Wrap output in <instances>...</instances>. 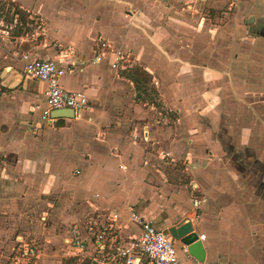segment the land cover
<instances>
[{
	"label": "crops",
	"instance_id": "obj_1",
	"mask_svg": "<svg viewBox=\"0 0 264 264\" xmlns=\"http://www.w3.org/2000/svg\"><path fill=\"white\" fill-rule=\"evenodd\" d=\"M11 1L29 18L43 19L58 51L26 39L0 43V187L7 184L14 195L74 197L75 209L90 216L75 224L88 257L98 253L93 221L113 226L116 246L125 247L141 233L131 219L135 212L165 231L189 218L205 236L204 262L264 264V155L255 154L257 146L264 149V93L245 92L264 79V68L252 70L264 62V50L251 46L241 59L237 28L227 32L235 37L230 44L193 40L206 39L203 4L210 2L217 19L223 0H191L189 8L197 10L182 14L174 10L182 0ZM160 20L167 22L161 26ZM182 29L191 44L184 38L175 44L179 34L170 40L172 30ZM99 37L111 51L93 64ZM117 51L131 54L118 71L112 68ZM24 55L56 62L65 57L62 66L70 70L60 84L87 94L90 107L82 117L56 119L38 132L31 127L39 123L31 107L44 104L46 84L24 76ZM246 62L248 71L240 69ZM140 68L152 78L161 111L142 99V80L136 85L134 79ZM180 162L198 191L168 183V166ZM193 193L206 199L198 217ZM179 255L184 263L196 260Z\"/></svg>",
	"mask_w": 264,
	"mask_h": 264
},
{
	"label": "rangeland",
	"instance_id": "obj_2",
	"mask_svg": "<svg viewBox=\"0 0 264 264\" xmlns=\"http://www.w3.org/2000/svg\"><path fill=\"white\" fill-rule=\"evenodd\" d=\"M191 3V0L177 2V7L174 10L179 11L181 14L197 10L189 8ZM231 3V0H223L222 5L217 7V10H219L217 19H214L216 15L210 2L207 1V4H203L204 11L202 10L199 16L202 18L205 16L207 19L208 27L204 30L207 35L206 39L202 37L198 38L194 35V42L208 45L217 38L218 43L230 44L235 41V37L227 34V32L234 33L237 28V55H241V59H243L244 56L242 55L247 54L245 50H248L251 46H254L256 52H261V49L264 50V37L257 38V35L263 34L264 36V0H242L233 6H231ZM17 10L18 12L19 10L21 11L19 15H16ZM157 10H159L158 7ZM252 16L255 18V21L247 24V20ZM202 18H200L201 21ZM181 21L189 22L187 20H180V22L176 23L179 24V26H184L187 30L190 29L196 32L194 29L195 27L180 24ZM166 22L167 21L160 20L158 23H163L161 24L162 26L165 25ZM171 22L174 23V21ZM191 23H193V21H191ZM44 26L43 19L29 18V15L11 0H0L1 44H4L5 38L13 43L18 42V45L21 44L22 39H26L28 42L36 44V46H43L41 49L44 51H53L55 53L58 51V46L50 42L51 40L48 34H43L40 27L44 28ZM212 28H220L218 29L220 30L219 33L213 32ZM172 31L174 34H171V41L175 39V34H179L180 36L175 44H179V46L183 44V38L187 44H191V41H189V34L185 32L184 29H182V31ZM195 36L197 39H195ZM47 41H49V43ZM249 59L250 58H246L247 61ZM241 64L240 69L245 71L249 70L248 67H245L248 65L247 62L245 63L246 65L244 63ZM252 66V70L255 72L258 69L264 68V62L257 64L253 63ZM256 67L258 69H256ZM204 75L205 72H203V76ZM257 82L256 89H254V86L252 87L250 85V87L246 88L245 92H247V90H256V94L264 93V79L259 78ZM152 83V78L150 82L142 83V99H145L143 101H148L150 104L153 101L156 107L158 106L157 109L161 111L162 99L159 97V93ZM255 97L260 98V96L257 95L253 96V98ZM164 119H166L165 114H163L161 121ZM168 123L170 124L169 121ZM171 124L173 125V122H171ZM256 148L259 151H256ZM256 148L252 149V151L255 150V154L260 156L264 155V149L258 146ZM168 168L170 169L169 176L173 181L168 180L169 184L185 186L187 189L192 190V178L186 174L187 172L184 171V166L181 162L178 163L176 167H173L174 169L170 166H168ZM1 175L2 173H0V176ZM3 181L6 183L8 180L3 179ZM5 185L3 184V187H0V264H18L16 263L18 261H16L15 249L19 248L17 239L20 237H22L25 242L37 248L39 258L33 260L35 264H74L68 261L76 259L77 263H81L87 258H93L88 257L90 255L87 254V252L75 255L76 252L69 248L64 242L66 237L72 235L71 233L75 230V224H81L84 218V221H86V219L90 217L86 215L83 216L81 210L77 211L75 209L74 197L68 195L63 196L61 193H54L48 196L38 193L28 196L24 194L14 195L9 192L8 187ZM75 213H78V215L75 216ZM43 217H46V220H43ZM99 220L101 223V221L105 219L101 217Z\"/></svg>",
	"mask_w": 264,
	"mask_h": 264
},
{
	"label": "built area",
	"instance_id": "obj_3",
	"mask_svg": "<svg viewBox=\"0 0 264 264\" xmlns=\"http://www.w3.org/2000/svg\"><path fill=\"white\" fill-rule=\"evenodd\" d=\"M242 0H234L240 2ZM42 20V19H41ZM43 34H47L44 28L40 27ZM98 54L91 60L93 64L99 63L104 55L111 51V46L103 37L97 39ZM68 55H74V50L69 49ZM131 58L129 52H115L112 68L116 71L123 67ZM65 63V57L59 58L58 62L54 60H38L32 59L29 55L23 56V74L24 76L41 81L46 84L45 102L44 104H37L31 107V113L39 116V123H31V127L35 131H39L43 125L51 124L56 119L52 118V112L62 109H72L75 113V118L82 117V114L89 109V99L85 92L70 91L63 88L60 84V79L66 75L70 68L69 66H62ZM65 65V64H64ZM36 132V133H37ZM137 138V136H134ZM193 191H198L199 187L195 183L191 184ZM206 202L204 196L192 194L190 197V204L192 212L198 217V211ZM132 221L141 228V233L136 236L131 242L123 247L116 246L115 236L113 233L115 229L107 228V225H100L93 221L90 224V230L93 232L95 246L97 247V256L94 258L98 264H228L223 262H201L190 261L184 263L179 255L182 252L185 257L190 258L189 249L187 245L178 244L172 237H168L165 230H160L155 225L154 221L131 212ZM46 220V217H43ZM96 228V231L94 229ZM199 240L204 241L205 236L200 235ZM19 248L15 249L16 263L27 264L32 260L39 258L37 248L25 242L20 237L17 239ZM72 250H76L75 255H80L88 251V245L85 240L79 236L76 230L70 237L65 239ZM110 258L108 260L107 258Z\"/></svg>",
	"mask_w": 264,
	"mask_h": 264
},
{
	"label": "water",
	"instance_id": "obj_4",
	"mask_svg": "<svg viewBox=\"0 0 264 264\" xmlns=\"http://www.w3.org/2000/svg\"><path fill=\"white\" fill-rule=\"evenodd\" d=\"M254 21L255 18L252 16L247 20V24ZM51 116L53 119H75V113L72 109L53 111ZM165 233L168 237H172L176 243L187 245L189 254L197 261H205L206 252L203 241L199 240L200 234L195 230L193 223L189 218H186L175 226L168 228Z\"/></svg>",
	"mask_w": 264,
	"mask_h": 264
},
{
	"label": "trees",
	"instance_id": "obj_5",
	"mask_svg": "<svg viewBox=\"0 0 264 264\" xmlns=\"http://www.w3.org/2000/svg\"><path fill=\"white\" fill-rule=\"evenodd\" d=\"M19 13H21V11L19 10V12H18V10H17L16 15H19ZM135 74L138 76V77L137 76L134 77L136 85H138L141 80H142V83L151 81L150 75L148 73H146L145 71L141 70V69H137L135 71ZM139 79H141V80H139ZM68 262H71V263H74V264H98V262L94 258H87L81 263H77L76 259H71ZM27 264H35V263L32 260L31 262H29Z\"/></svg>",
	"mask_w": 264,
	"mask_h": 264
}]
</instances>
